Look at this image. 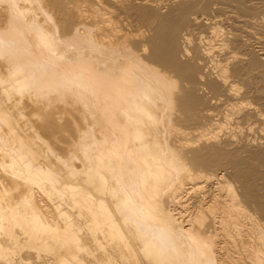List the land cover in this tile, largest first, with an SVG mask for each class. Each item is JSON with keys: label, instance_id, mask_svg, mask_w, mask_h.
<instances>
[{"label": "bare ground", "instance_id": "bare-ground-1", "mask_svg": "<svg viewBox=\"0 0 264 264\" xmlns=\"http://www.w3.org/2000/svg\"><path fill=\"white\" fill-rule=\"evenodd\" d=\"M262 9L0 0V264H264Z\"/></svg>", "mask_w": 264, "mask_h": 264}, {"label": "rangeland", "instance_id": "rangeland-1", "mask_svg": "<svg viewBox=\"0 0 264 264\" xmlns=\"http://www.w3.org/2000/svg\"><path fill=\"white\" fill-rule=\"evenodd\" d=\"M262 11H263V12H262ZM261 12H262V13H261ZM261 12L258 13V14L260 15V17L257 15V16H258V19H257V17H256V20H258V21H255V22H256V24L258 23L257 25H259V26L261 25L262 27H264V10L262 9ZM260 23H261V24H260ZM261 26H260V29H259V30H261L260 32L263 31V33H264V30H262V27H261ZM256 28H259V27L256 26ZM263 29H264V28H263ZM254 44H255V43H253V46L256 45V44H255V45H254ZM254 49H255V47H254ZM256 49H257V47H256ZM256 49H255V50H256ZM239 84H241V85H240L241 87L239 86ZM239 84H238V87H239L240 90H239V89H238V90H239V92L241 93V92H243L244 88H242V85H243L242 83H239ZM254 85H255V84H253V88L255 87ZM257 85H258V84H257ZM259 85H262V84L260 83ZM259 85L256 86L258 89L255 87V89H256L255 91H264V88L262 87L263 85L261 86L263 89H260L261 87H260ZM243 87H244V86H243ZM259 87H260V88H259ZM245 89H246V88H245ZM259 89H260V90H259ZM241 90H242V91H241ZM261 93H262V92H261ZM263 95H264V93H263L261 96H263ZM251 98L254 99V100H256V98H254V97H251ZM251 98L249 99L250 102H253V103L256 102V103H257L258 100L253 101ZM251 100H252V101H251ZM263 102H264V101H263ZM256 103H255V104H256ZM259 103H260V101L256 104V106L258 105L257 108H259V110H262V112H264V111H263V110H264V109H263L264 107H261V106H264V105H261V103H260V104H259ZM259 106H260V107H259ZM260 108H262V109H260ZM263 115H264V113H263ZM256 122H257V123H256ZM258 123H259L258 121H255L254 124L252 123V124H253V125H252V126H253V127H252L253 129H252L251 132H250V136H255V137H253V138H255V139L257 138V140L260 141V139H261L260 136L263 135L262 133H263L264 131L261 133L260 130H258L259 127H260V125H261V124L258 125ZM257 125H258V126H257ZM244 126H245V124L243 125V127H244ZM254 126H255V127H254ZM256 126L258 127L257 129H256ZM247 127H248V126H247ZM243 130H244V131H243ZM243 130H242V133H243V134H246V133H245L246 128H244ZM240 131H241V130H240ZM258 131H259V132H258ZM251 133H252L253 135H252ZM260 133H261V135H260ZM257 134L260 135L259 138H258V135H257ZM263 138H264V135H263ZM263 138H262L261 141L264 140ZM243 154L246 156V153H243ZM243 154H242V155H243ZM263 167H264V166H263ZM236 185H237V183H236ZM238 185H239V184H238ZM238 185H237V186H238ZM261 187H262V185L260 186V189H261ZM262 190H263V188H262ZM262 196L264 197V195H262ZM194 197H195V196H194ZM260 197H261V196H260ZM260 197L257 198V199L259 200ZM261 198H262V197H261ZM193 199L195 200V198H193ZM255 200H256V199H255ZM263 200H264V198H263ZM259 201H262V200L260 199ZM253 206H254V205H253ZM254 207H255V206H254ZM254 207H253L252 210H254ZM255 212H257V211H255ZM257 213H258V212H257ZM258 214H259V213H258ZM258 214H255V215H258ZM260 214H261V213H260ZM260 214H259L258 216H260ZM261 216H262V215H261ZM261 216H260V217H261ZM262 217H263V216H262Z\"/></svg>", "mask_w": 264, "mask_h": 264}]
</instances>
